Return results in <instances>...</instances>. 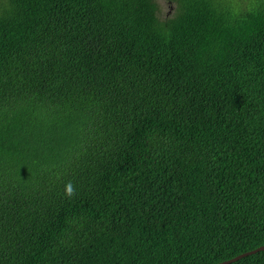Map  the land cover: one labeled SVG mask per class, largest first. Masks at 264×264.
I'll use <instances>...</instances> for the list:
<instances>
[{
    "label": "trees",
    "instance_id": "trees-1",
    "mask_svg": "<svg viewBox=\"0 0 264 264\" xmlns=\"http://www.w3.org/2000/svg\"><path fill=\"white\" fill-rule=\"evenodd\" d=\"M171 2H0V264L264 246V0Z\"/></svg>",
    "mask_w": 264,
    "mask_h": 264
},
{
    "label": "rangeland",
    "instance_id": "rangeland-1",
    "mask_svg": "<svg viewBox=\"0 0 264 264\" xmlns=\"http://www.w3.org/2000/svg\"><path fill=\"white\" fill-rule=\"evenodd\" d=\"M3 0H0V2ZM158 4L161 8V13L163 16H168L172 13L174 9V4L171 2V0H157Z\"/></svg>",
    "mask_w": 264,
    "mask_h": 264
},
{
    "label": "water",
    "instance_id": "water-1",
    "mask_svg": "<svg viewBox=\"0 0 264 264\" xmlns=\"http://www.w3.org/2000/svg\"><path fill=\"white\" fill-rule=\"evenodd\" d=\"M259 251H264V246H262V247H258L257 249H255V250H253V251H250V252H247V253H243V254H241V255H239V256L233 258V259H230V260H228V261L221 262V263H219V264H229V263L234 262V261H236V260H238V259H240V258H242V257L248 256V255H250V254H254V253L259 252Z\"/></svg>",
    "mask_w": 264,
    "mask_h": 264
},
{
    "label": "bare ground",
    "instance_id": "bare-ground-1",
    "mask_svg": "<svg viewBox=\"0 0 264 264\" xmlns=\"http://www.w3.org/2000/svg\"><path fill=\"white\" fill-rule=\"evenodd\" d=\"M125 148V147H124ZM241 185V184H240ZM260 200V199H259ZM229 232V231H228Z\"/></svg>",
    "mask_w": 264,
    "mask_h": 264
}]
</instances>
